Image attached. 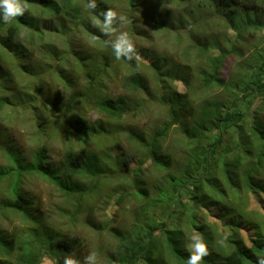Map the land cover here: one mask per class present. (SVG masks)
<instances>
[{
	"label": "trees",
	"instance_id": "obj_1",
	"mask_svg": "<svg viewBox=\"0 0 264 264\" xmlns=\"http://www.w3.org/2000/svg\"><path fill=\"white\" fill-rule=\"evenodd\" d=\"M172 1L184 6L188 0ZM204 1L210 6L199 0V15H192L191 31L197 45L186 50L183 68H164L168 60H161L155 52L148 68H139L136 60H116L107 43L109 38L93 26L94 19L102 21V9L124 4L134 14L142 0H97L94 12L85 8L90 0H28L29 10L23 16L11 23L0 20V114L8 106L26 105L39 135L47 137L31 161L20 149L12 145L5 148L9 163L0 165V183L9 182V190L1 201L0 214L4 218L18 214L28 227L22 235L0 230V264H43L47 259L64 264L65 257H74L81 245L78 238L41 224L35 214V200L23 190L25 171L45 176L64 195L73 199L80 196L78 206L83 202L85 207L86 198L92 194L104 193L103 187L117 176L130 185V190L124 186L125 190L119 191V210L128 200L137 202L140 215L146 214L147 207L164 206L162 223L150 225L140 238L132 231L109 230L118 245L108 264H187V246L194 234L208 244L209 255L203 264H257V257H264V57L255 66L244 67L240 48L245 25L255 31L263 29L264 0ZM34 4L42 7L50 21L74 24L100 48L96 58L95 54L85 56L87 64L78 58L68 67L70 72L55 69L57 81L66 88L68 97L63 101L39 80L38 68H17L6 62L9 54L12 59L28 58V45L36 48L34 43L45 42L48 29L39 28L38 22L30 19ZM209 8L226 17L225 24L237 34L234 42L209 38L208 28L215 24L214 19H207L212 13ZM158 14L149 19L154 28L177 29L174 22L161 20L162 12ZM239 14H243L239 17L241 28L232 21ZM131 21L132 31L138 33L135 17ZM199 24L206 27L199 31ZM179 25L186 27L182 20ZM52 30L49 38L57 35L60 39L64 33ZM22 33L26 34L23 39L19 38ZM51 43L55 45L56 40ZM137 52L148 58V51ZM192 52H197L194 60L203 61L206 68L190 66L194 62ZM229 56L241 68H225ZM55 57L61 60L66 54L60 58L56 52ZM122 71L123 88L130 96L142 98L138 106L151 102L145 99L152 93L158 94L157 104L165 109L167 119L153 133L124 126V118L131 116L130 99L107 92L109 79ZM17 75L25 81L18 84ZM151 82L155 83L154 91ZM17 96L24 98L23 104L17 102ZM89 111H96L111 124L93 123ZM122 136L141 154V160H150L158 174L151 182H147L144 164L129 170L130 162L121 150ZM49 139L65 145L59 165L49 156ZM189 193L191 204L182 201ZM253 201L257 208L249 212ZM77 213L79 210L74 216Z\"/></svg>",
	"mask_w": 264,
	"mask_h": 264
},
{
	"label": "rangeland",
	"instance_id": "obj_2",
	"mask_svg": "<svg viewBox=\"0 0 264 264\" xmlns=\"http://www.w3.org/2000/svg\"><path fill=\"white\" fill-rule=\"evenodd\" d=\"M202 1L206 3L204 0ZM198 2L199 0H188L183 6L174 3L172 0H142V4L137 13L134 14L131 13V10L128 11L127 6L124 4H113V10L127 17V22L122 28V31L128 32L129 35L133 33L131 37L133 36L132 39L136 51L139 50L141 54H146L148 51V58L139 56V68H148L147 66L150 64V57H153V52L160 55L161 60H168V65L164 68H183L185 65L183 59L188 53L186 50L197 45L195 43L197 37L195 33H192L191 26L193 24L192 15H199L200 12ZM204 5L209 4L206 3ZM210 10L211 12L213 11L212 9ZM159 11L162 12L161 20L165 22L169 21V23L174 22L177 27L176 30L158 26H156L157 28L153 27L149 19L154 15L158 17ZM213 12L211 15L208 14V16L207 14H203V16H207V19L210 21L213 19L215 20V24L212 25L211 28H208L209 38H214L220 42H234L237 34L225 24L226 17ZM240 16H243V14H239L238 17H232V21L235 20L236 24L241 28ZM131 17H135V26L138 28V33L132 31ZM30 19L38 22L39 28L48 29L45 31L46 34L44 33L46 37L45 42L34 43L36 48L28 45L31 51L27 54L28 58L24 57L22 60L16 58L12 59V55L9 54L6 57L8 60H5L9 65L17 68H31L33 66L38 68L39 71H41L39 80H42L47 90L51 91L52 95L63 101L68 96L65 86L57 81L58 77L56 76L55 69L57 68L58 70L66 72L69 66H73L75 62H77L78 58H84L85 64H87L88 61L85 59V56H87V54H95L96 58L98 53L97 50H100V48L94 45V42L84 33H79L74 24L69 22L61 23L50 21L47 19V15L38 4L33 5ZM181 20L185 23V28L180 27L179 23ZM202 20L203 18L199 19L201 22ZM250 21L254 22L255 19L252 18ZM204 27H206V25H204L203 28ZM199 28H201L200 24L197 26V29L199 31L203 29ZM52 29L64 32L62 35L60 34V39H57V35H52L50 38L48 37V35L52 34ZM49 30H52V32H49ZM25 37L26 34L22 33L19 38L23 39ZM243 38L240 48L244 58L241 64L247 68L253 67L260 58L264 57V27L260 31H255L248 27V25H245ZM52 40H56L55 45L51 43ZM56 52L60 53V58H63V53L66 54V57L59 60L55 57ZM192 54V60L196 63L191 62L190 66H192V68H206L203 61L194 60L197 52H192ZM235 54L237 55L236 51ZM234 59V57L229 56L226 60L225 68H235L234 71H236L237 68H241L240 64ZM95 65L96 62L93 59L94 69H96ZM51 67L52 69L49 70V72H43L46 68ZM144 71L151 77L148 70ZM124 74L125 72L122 71V73L113 75V77L109 79L107 92L114 97H126L130 99L132 108L130 112L131 116L124 118V126H135V128H142L147 133H153L155 128L167 119L165 109L157 104L158 94L152 93V97L145 99V101L151 100V102L146 103L145 106H143V104L138 106L137 104L142 98L130 96L129 92L123 88L121 80L124 78ZM228 75L229 73L226 75V78ZM15 80L18 81V84L20 81H25L21 79L19 75L16 76ZM154 84V82H151L153 91L156 87ZM178 85L180 89L184 88L183 84ZM23 87L27 88L25 86H20L19 88ZM23 101L24 98L22 96H17V102L23 104ZM15 106H8L6 112L0 114V165L2 167H6L9 163L5 153V148L7 146L12 145L20 149L22 155L28 161H31L34 159L33 156H35L36 149H38L39 146L45 145V139L47 140L46 134L39 135L36 129V123L31 118L32 113H30V108H27L26 105L16 104ZM88 118L93 123L101 121L105 126L111 124L96 111H89ZM119 126L121 127L122 125L119 124ZM121 138L123 139L121 142V150L125 151L126 157L130 162L129 170L135 171L144 164L143 169L144 171L146 170L147 182H151V177L157 176L158 174L152 168L150 160H141V154L136 151L135 148L129 146L127 138L124 136ZM48 142L51 148L49 152L51 161L59 165L64 157L65 145L53 139H49ZM25 173L23 190L35 200L34 210L36 216L40 218L39 220L43 226L51 227L53 230L63 235L72 236L81 241V245L74 255V258L81 261V264H83L84 257L92 251L98 253L101 264H108L111 253L114 252L118 245V241L109 234L111 228L120 229L123 233L132 231L134 237L140 238L144 230H148L150 225H160L163 216H166V210H164V206L161 205L157 207H147L146 214L140 215L139 210L136 209L138 204L135 200L126 201L125 204L123 203L124 208L119 210V207L116 205L118 194H120L119 191H121V189L125 190L123 189L124 186L130 190V185L125 184L123 178L120 176L111 178L108 181L107 185L103 187L104 193L92 194V197L86 198L87 203L84 207L83 202H81L79 206L77 204L80 196H77V199H73L64 195L60 188L45 176H41L40 174L33 175L26 171ZM86 180L90 181V179ZM8 188L9 182L0 183V206H2L1 201L7 194ZM190 199L191 194L189 193L183 195L182 201L191 204ZM252 204L251 208H248L249 212L257 208L255 201H253ZM77 210H79V213L74 216ZM112 216L114 220L111 219ZM147 216L150 217L148 221L146 220ZM94 225L99 227L95 228ZM26 227H28L27 221L23 222L20 215H9L4 218L0 214V230L9 234L16 233L22 235L25 233ZM43 264H53V262L47 259Z\"/></svg>",
	"mask_w": 264,
	"mask_h": 264
},
{
	"label": "clouds",
	"instance_id": "obj_3",
	"mask_svg": "<svg viewBox=\"0 0 264 264\" xmlns=\"http://www.w3.org/2000/svg\"><path fill=\"white\" fill-rule=\"evenodd\" d=\"M97 0H90L85 5L86 10L95 11L97 9ZM29 10L28 0H0V20L4 23H11L17 17H21ZM100 19H94L92 24L97 27L100 32L109 38L107 43L110 44L116 60L126 59L129 62L136 60L139 64V55L136 51L135 44L128 32L122 31L127 17L113 10L111 7L102 9L99 12ZM224 239H227L225 235ZM222 243V241H221ZM190 252L187 258V264H203V260L209 255V248L206 241L200 235H193L191 237V244L187 246ZM64 264H81V261L72 257L66 256ZM83 264H101L98 253L90 252L84 257ZM257 264H264V257H257Z\"/></svg>",
	"mask_w": 264,
	"mask_h": 264
}]
</instances>
